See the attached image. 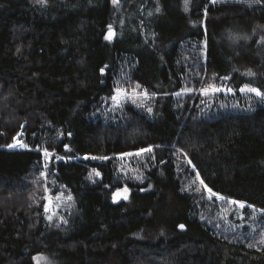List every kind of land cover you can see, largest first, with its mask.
Instances as JSON below:
<instances>
[{
    "label": "trees",
    "instance_id": "1",
    "mask_svg": "<svg viewBox=\"0 0 264 264\" xmlns=\"http://www.w3.org/2000/svg\"><path fill=\"white\" fill-rule=\"evenodd\" d=\"M221 79L234 96L203 95ZM120 84L150 103L110 110ZM245 86L264 92V0H0V264H264ZM45 187L72 197L51 220Z\"/></svg>",
    "mask_w": 264,
    "mask_h": 264
},
{
    "label": "rangeland",
    "instance_id": "2",
    "mask_svg": "<svg viewBox=\"0 0 264 264\" xmlns=\"http://www.w3.org/2000/svg\"><path fill=\"white\" fill-rule=\"evenodd\" d=\"M116 33L114 32L113 34L111 33V38L115 35ZM215 87L222 89L221 91H217V92H209L208 95L210 94H223L226 98H231V96L233 95V90L231 92L227 91V89L230 88V86L227 84V80L226 79H221L219 80L215 85ZM249 87V86H248ZM117 89L121 90V94L119 95V97L117 98L116 101H114L112 99V97L117 96ZM231 89V88H230ZM187 90L184 91H180L178 92L179 95H182L183 93H185ZM145 92L147 93V97H145ZM242 92V91H241ZM203 93V92H202ZM244 93L245 97L249 100L252 99V97H254L256 94L253 92H242ZM204 95V93H203ZM151 94H149L147 91H137L135 89H128L125 88L122 84L118 85L117 88L115 89L110 102L108 104V108L110 110H115L116 107L121 106L123 102L125 101H135V102H139L140 104H148L151 101ZM207 96V95H205ZM257 96V95H256ZM259 98V102H264V97L261 96H257ZM152 105V104H150ZM21 134V133H20ZM20 134L16 136L15 140L10 144V145H15L14 147L11 148H19L21 147L22 144V140L20 138ZM19 142V143H17ZM51 153L46 156L47 161L50 159L51 157ZM47 196V204L46 207L48 208V217L52 216L54 214L57 213V211L59 210V208L62 206L63 202L67 201V197L69 196L68 190L65 188H61L59 189L57 192L52 193V190L48 191L46 193ZM56 196H60V199L57 200ZM234 201V200H233ZM241 202V201H239ZM243 203V202H242ZM244 204V203H243ZM239 205V204H238Z\"/></svg>",
    "mask_w": 264,
    "mask_h": 264
},
{
    "label": "snow or ice",
    "instance_id": "3",
    "mask_svg": "<svg viewBox=\"0 0 264 264\" xmlns=\"http://www.w3.org/2000/svg\"><path fill=\"white\" fill-rule=\"evenodd\" d=\"M42 2H46V0H42ZM187 2H188V0H186V4H187ZM113 3L114 4H118L119 3V0H113ZM213 3H215V0H213ZM109 31L111 32V26H109ZM106 38L107 39H111V35H109ZM101 71H103V69ZM249 75H253V73L249 72ZM221 90L222 89L217 88L214 85H209L208 88L202 89L201 91L204 93V95H208L210 91L211 92H217V91H221ZM188 91H192V90L191 89H188ZM227 91L231 92L232 89L229 88V89H227ZM240 91H242V92H245V91L246 92H253L257 96L264 97V92H261L260 89H258V88H252V87L245 86L244 88H241ZM120 94H121V90L120 89H117V96L112 97V99L114 101H116ZM177 95H179V93H177ZM145 97H147V93L146 92H145ZM133 102H135V101H133ZM148 111L151 112V108H149ZM17 143H19V142H17ZM14 146L15 145H9V147H14ZM21 146L22 147H27V145H23V144H21ZM141 151H149V152H151L152 149L151 148H149V149H142ZM45 155L46 156L48 155L47 150H45ZM127 155H131V154H127ZM137 155H139V153H137ZM189 163H191V161H189ZM42 175H44V174L42 173ZM96 175L98 176L100 174L99 173H96ZM200 183L202 185H204V188L207 190L208 193L211 194V196H216L217 195L216 193L213 192V190L211 188H208V186L206 184H204V181L203 180H201ZM44 190L46 192L49 191V189H47V187H45ZM123 191L126 193L127 192V188H125ZM196 191L199 192L200 191V188H197ZM120 195H121V191L118 189L117 192L114 194V199H119ZM56 199L59 200L60 199V196H56ZM67 199L68 200H71L72 197L71 196H68ZM124 199H127V196L126 195L124 196ZM232 203L239 204V206L241 208H244L245 207V205L242 202H239V201H232ZM249 207H251V206H249ZM45 211H48V208L47 207H45ZM262 211H264V210H262ZM48 219L51 220L52 219V216H49ZM64 222L66 223L67 221H64ZM180 228H184V225H180ZM262 243H264V241H262ZM251 246L252 245H249V247H251Z\"/></svg>",
    "mask_w": 264,
    "mask_h": 264
},
{
    "label": "water",
    "instance_id": "4",
    "mask_svg": "<svg viewBox=\"0 0 264 264\" xmlns=\"http://www.w3.org/2000/svg\"><path fill=\"white\" fill-rule=\"evenodd\" d=\"M109 26H111V25H109ZM109 26H108V28H109ZM111 28H112V26H111ZM114 32H115V31H114L113 29H111V32H110L109 29H108L107 36H109L111 33L113 34ZM179 229L183 230L184 228H180V227H179Z\"/></svg>",
    "mask_w": 264,
    "mask_h": 264
}]
</instances>
